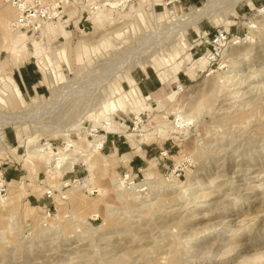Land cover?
Here are the masks:
<instances>
[{
  "label": "rangeland",
  "instance_id": "rangeland-1",
  "mask_svg": "<svg viewBox=\"0 0 264 264\" xmlns=\"http://www.w3.org/2000/svg\"><path fill=\"white\" fill-rule=\"evenodd\" d=\"M206 1L185 0L181 7L160 5V1L151 4L129 0L112 7L100 5L105 0H70L66 15L52 22L57 25L56 32L47 34L45 27L42 32L27 35L24 30L12 29L14 9L0 0V12L8 20L11 35L24 34L28 52L23 63L13 64L12 53L5 44L8 33L0 15V63L9 60V66L1 72L12 73L30 106L41 103L39 107L33 106L32 112L27 106L16 105L15 110L19 111L11 112L13 108L0 105V117L6 113H22L27 121L24 129L12 124L0 127L4 144L0 149V168L6 171L11 182L7 197H15L13 205H0V264H264V0H241L233 8L234 0H222L214 8L215 17L201 19L197 31L190 28L187 33H181L169 28ZM250 2L255 4L254 9ZM131 8H141L140 14L127 17ZM172 11L175 12L171 14ZM102 12L113 17L105 18L102 14L104 20L98 32L96 23ZM153 12L162 17L155 15L154 18ZM252 17L259 22L250 28ZM125 23L129 24L128 31L122 37ZM62 27L68 35L62 32ZM229 28L241 37L253 30L252 41H244L233 50V43L226 44L214 64L210 65L209 58L207 65L201 57L207 55L208 37L218 29ZM109 32L115 47L96 51L94 41ZM86 33L91 34L85 36ZM183 36H186V45L179 42ZM83 38L93 41L87 44L89 56L83 48ZM34 40L42 41L48 50L62 44L69 48L70 64L61 61L58 69L60 81H71L72 85L69 83L57 96L44 82V73L33 54ZM174 46L182 54L171 60ZM155 56L165 62L159 67L168 77L164 96L159 101L150 98L152 105L147 102L150 107L128 104L126 109L112 114L114 123L125 118L130 127L127 132L115 128L116 125L108 129L125 134L126 139L115 138L120 139L118 145L126 147L117 152V157H98L100 166L94 172L97 185L94 189L98 192L78 190L72 185L63 188L64 192L56 191L54 199L46 197V187L58 189L63 173L51 174V166L42 159L26 161L28 137L36 134L42 143L48 140L55 149H64L66 134L76 142L75 154L90 153L89 141L97 139L91 133L98 134L92 130L106 125L104 119L98 121L95 117L102 115L104 99L114 93V85L118 83L125 90L131 89L130 83L123 79L126 63L134 66L130 73L140 87L146 79L148 88L157 86L151 93L163 87L152 65L145 62V70L140 64ZM232 63L237 67H231ZM176 64L181 66L179 71ZM177 71L185 89L172 98L178 90L174 82ZM211 71L216 72L209 75ZM190 72L195 78H191ZM219 73L230 78H221ZM187 86H192V90L187 91ZM142 91L145 95L151 94L145 87ZM37 96L42 102L33 101ZM181 110L192 125L182 140L173 137L176 139L173 143L166 139L175 135L171 119ZM136 112L144 114V123L148 115L149 119L158 120V130L134 129ZM25 125L28 126L25 128ZM84 131L88 133L86 140L80 138ZM163 148L173 157L166 158L161 165L157 159L147 161ZM115 151L111 141L102 150L107 155ZM126 152L144 161L141 171L135 172L138 175L134 172L133 176L129 175V182L134 177L138 185L147 177L162 178L166 182L177 179L179 171L171 173L173 163L183 162L180 166L184 169L183 175L177 181L184 184L192 174L191 177L197 178L192 181L196 182L193 187H197L183 198H180V189L164 192L141 189L137 200L125 203L118 197L113 181L126 179L125 173L131 172L123 157ZM89 174L87 165H77L65 178ZM108 205L116 207V216H109ZM13 214L19 224L15 230L10 227ZM73 215H80L95 226L103 224V230L80 232L74 229ZM46 216L53 225L47 233L42 232V228H47L42 223Z\"/></svg>",
  "mask_w": 264,
  "mask_h": 264
},
{
  "label": "bare ground",
  "instance_id": "bare-ground-1",
  "mask_svg": "<svg viewBox=\"0 0 264 264\" xmlns=\"http://www.w3.org/2000/svg\"><path fill=\"white\" fill-rule=\"evenodd\" d=\"M105 1L106 2L101 4V5H110L112 7H116L117 5L122 4L123 2L125 3L128 0H105ZM141 1L152 4V2H155L158 0H141ZM220 1H222V0H207L203 6L196 8V9H192L191 12L184 14L182 17L179 15L181 17L178 20L179 22H175L171 27H169V26L168 27L170 29L174 28L176 30H180L181 33H187L188 29H190V28L197 31L198 30L197 23L199 21H201V19H203V18H209L210 19V18L215 17V14L213 11L216 10V9H214L215 6L222 3ZM238 1H241V0H234L233 1L232 8L236 5V3ZM250 4H251L252 8L254 9L255 4L253 2H250ZM140 9L141 8H138V9L131 8L126 16L130 18L136 14L138 15V14H140ZM263 9H264V7H263ZM174 12L172 11L171 14ZM234 13L236 14L237 12L235 11ZM14 14L16 15L15 10H14ZM151 14L154 15V18H155V15L159 16V17L162 15V14H159L157 12H153ZM0 15L3 17L4 28H5L6 33H8L5 36V40H7V43L5 41V44L10 49V51L12 53L13 64L18 66L19 64L23 63V58L28 53L27 52V45H26V41H27L26 39L27 38L24 34H20V33L14 35V36L11 35V31H10L11 28L8 26V20H6V17H4L3 12H0ZM101 16H102V13L99 14V19L97 20V23H96V31H98V32L101 31L100 30V28L102 26L101 24H102V21L104 20L103 18H101ZM255 19H256L255 17L251 18V25H249L250 28L256 26L255 23L259 22L258 20H255ZM127 20H128V18H127ZM128 25H129L128 23H125V25L122 26V30H123V33H121L122 37H126L127 31H128V29H126V27ZM133 28H134V30H137V26H133ZM56 31H57V29L55 27L49 26L47 29V34H51V33L53 34ZM252 31L253 30L250 29L249 34L246 37L239 36V37L235 38L236 39L235 42L233 44H231L232 45L231 50L237 49L238 45L244 43V41L245 42L252 41L253 34L250 35V33H253ZM64 33L68 35L67 32L64 31ZM110 33L111 32L106 33L103 36H101V38L94 41L97 44L96 51L108 50V49L115 47L116 44L113 43L112 39H109ZM178 33H180V32H178ZM90 34L91 33H86L84 35L87 36ZM115 38L117 40H119L117 37H115ZM185 40H186V36H183L182 38L179 39V42H182L184 45H186ZM82 41L84 43L83 48L86 50V55L89 56L91 54V51H90L89 46L87 44L90 42H93V41L90 39H87V38H83ZM33 46H34V53L33 54L38 58V63L40 64V68L44 73V82L46 84H48V86L50 87L52 92H54L56 95L57 92L63 90L64 88H67V86H69V83L71 82V81H68L65 83L61 82L60 78H59L60 73H59V69H58L61 61H65L68 64H70L69 55H68V49L69 48L62 44V45L56 46L55 48L51 47V49L48 50L47 47L43 44V42L38 41V40L33 41ZM175 47L176 46H174V48H173L175 50V53L170 54L171 60L177 59V57L180 53V52H178V50ZM52 50L55 53H53ZM102 53H103V51H102ZM180 54H182V53H180ZM244 55H245V53H244ZM201 58L204 59L208 65L209 57H207V55H204ZM125 59H126V57H125ZM162 61H160L159 58L157 56H155L154 59H152L151 57L148 59L146 58L140 64H142L143 68H145L146 67L145 62H148V64L152 65V67L158 72L161 80L163 82H165L168 78L167 74L162 68H159L162 66V64L165 63L164 61L163 62ZM134 62H136V61H134ZM236 65L232 63L231 67H237ZM8 66H9V60L1 61V63H0V105L1 106L4 105L5 107L13 108L14 110H11V112L19 111L17 109L15 110L16 105H19L20 107L27 106V108L32 112V110H31V109H33L32 107L33 106L39 107L41 103L40 104L36 103L35 105H32V106H30V104H28L27 100L24 97V94L22 93V91H21L17 81L15 80L14 76L12 75V73L7 72V71L1 72L4 68L6 69V67H8ZM120 66H122V65H120ZM133 67L134 66L132 64L126 63V66L123 68V70L125 72L124 77L128 78L130 80V83L132 84L131 89L125 90L120 83L114 85V93H111V95L109 94V96L104 99V102L102 105V108H103L102 115H97V114L95 115V117L97 118L98 121H100L101 118L104 119V121H106L105 122L106 125L104 126V128L105 129L107 128L106 129L107 132H109L108 129H112L114 125H116L115 128H120L121 131H124V132L128 131V124H125L121 121H119V123L116 124L111 120L112 114H114L115 112H117L119 110L122 111V109L123 110L126 109L128 104H133L136 106L139 105V106H144V107H150L145 100V97H144L145 95L143 96L140 88L138 87L139 85L137 86L135 84V81L133 79L129 78L130 69ZM176 67H177V70L179 71L181 66H179V64H176ZM221 67H222V64H221ZM189 68H192V67H189ZM193 72H190V74L192 77H195ZM215 72L216 71H211L209 75L214 74ZM78 75H80V74H78ZM111 75H113V73ZM217 75H219V77H221V78L222 77L225 78L226 80H228L230 78V75H226L224 73H219ZM174 82L178 85V90L173 92V94L171 95L172 98H175V95L180 93L179 91L185 89L184 88L185 86L181 82H179L177 80V78L174 79ZM64 84H65V86H64ZM186 90L191 91L192 86H187ZM63 99H65V98H63ZM169 99H170V96H169ZM33 101L42 102V101H40V96L34 97ZM51 103H52V101H50L49 104H51ZM55 103H56V101H55ZM44 104H46V103H44ZM45 107H47V106H45ZM23 111L24 110H22V112ZM20 112H21V110H20ZM21 114L22 113H17V114L6 113V115H4V117H0V127L12 124V125H16L17 127H22L24 129L23 124H24L26 118L23 117V115L25 116V114H23V115H21ZM136 115L139 116L140 112H136ZM179 115L187 116L183 110L179 111ZM155 121L157 122V126L153 129L148 128V126H146V125H144L143 127H141L140 125H137L136 127L138 129H140L141 131L144 130L145 132H146V130L157 131L158 127L160 125V122L158 120H155ZM30 124H31V122H30ZM27 126L28 125H25V128ZM96 130H98V129H95L92 131H96ZM81 132H83V131H81ZM18 133L21 134V130H19ZM81 134H82V136H80V138L86 140L88 133L86 131H84V134L83 133H81ZM145 134L146 133H143V136H145ZM64 135L68 139L67 142H65V144H67V146L65 145L66 148H64V149H59V148L55 149L52 146L51 142L50 143L49 142L42 143L39 135L35 134V136L28 137L27 142H26V151H27L26 161L31 163L37 159H42L46 164H49L51 166L50 167L51 168L50 173L54 174V175L55 174L56 175L62 174L68 170L72 171L75 167V164H77V162L84 163L85 165H87V169L89 170L90 174L85 177V184H73V185H74V188L78 189V190L83 189V188H87L89 191H93V189L97 187V185L95 183L96 181L94 178V172H95V169L99 168V166H100L99 161H98V157L101 156L104 159L109 158V156H106V155L101 153V147L103 145V137L104 136L99 134V133L98 134L91 133V135H93L94 137L97 138L96 140L89 141L91 152L85 153L84 151H79L78 154H75L73 152L76 149L75 140L68 138V136H66V134H64ZM2 148H4V144L0 138V149H2ZM46 154H48V156H46L44 158V156ZM53 169H54V171H53ZM191 173H193V172H191ZM129 175L130 174H128V176L125 177L126 179L119 178V179H117V180L115 179L113 181L114 182V188L117 189L118 197L122 201H124L125 203H127L128 200H130V199L137 200L139 195H140L141 189H144V190L150 189V190H153L154 192L159 191V190L161 192H164L165 190H170V191L172 190L173 191L175 189H180V191H179L180 198H183L184 195H186V194L189 195V193H191L190 191L197 187V186L193 187V185L196 182L195 181H194L195 183L192 182L195 179V178L191 177L192 174L190 175V178L188 179L187 182L184 181L186 183L183 182L184 184H181L182 181L181 182L177 181L178 178L177 179L173 178L172 179L173 181L171 179H169V181L166 182L162 178L161 179H158V178L152 179V178L147 177V178H145V181L143 183H141L140 185L136 184V182L134 180H131V182H129L130 181V180H128L130 178ZM131 175L133 176L134 173H131ZM195 176H198V174H196ZM8 184L10 186L9 180H8ZM62 186H63V183L58 184L59 190L53 186L46 187L45 190L51 188V189H56L59 192H64ZM8 194H9V192H8ZM8 194L0 195V205L1 206L13 205V203L15 202V200H14L15 197H13V196L7 197ZM55 194L56 193H54V195ZM184 198L189 199L188 197H184ZM144 206H146V205H144ZM115 209H116L115 206L108 205L109 216L114 217L117 215V211H115ZM48 217L49 216H46L42 220V223L45 225V227H47V228H42V232H45V233L49 232L51 230V228L53 227V225H50L52 223V221ZM72 218H73L72 221L74 222V225H75L74 229H79L80 232L83 229H85V232H88V234H89V232H97V231L103 230V224H101L99 226H95L91 222L84 220V218H82L80 215L79 216L73 215ZM50 221H51V223H50ZM81 222L82 223L84 222L85 226H83V224ZM18 226H19L18 221H16L15 214H13V217L11 218V222H10V227L12 230H15L16 228H18ZM49 226H50V228H49ZM82 232H84V231H82ZM82 234H84V233H82ZM92 234H94V233H92Z\"/></svg>",
  "mask_w": 264,
  "mask_h": 264
},
{
  "label": "built area",
  "instance_id": "built-area-1",
  "mask_svg": "<svg viewBox=\"0 0 264 264\" xmlns=\"http://www.w3.org/2000/svg\"><path fill=\"white\" fill-rule=\"evenodd\" d=\"M158 1H160V3L158 2V4L160 5L161 4H165L168 6L180 5L182 7V3L185 0H158ZM3 2L11 6L16 11V15L11 21L12 29L19 31L24 30L27 34V33L42 32V30L48 23L58 21L59 19L64 17L66 15L67 4H69L70 0H3ZM122 4H124V2ZM182 9H184V7ZM239 36H240L239 34L231 32L230 28L228 30L218 29L212 36H209L207 41L206 54L210 58V65L214 64L215 58L220 54V52L225 47V45L228 43H234L236 40L235 38ZM22 83L25 85L23 79H22ZM143 116H144L143 113H141L139 116L135 115V119L133 120L135 126L134 129H136L137 125L140 126L147 125L149 128L152 129L157 126V122L151 118L149 119V115L147 116L148 119L146 120V123H144L145 119ZM122 122L128 124L127 119L125 118H122ZM191 125H192L191 119L188 116H181L179 114L175 115L171 119L172 133H174L175 135L170 138H167L166 140H171L173 143H175L176 140V139L174 140L173 137L182 140L187 130L191 128ZM129 127L130 125L128 124V128ZM97 133L104 136L101 150L105 149L109 141H111V143L114 145L115 144L114 140L116 136L118 138H120L121 136L125 137V139L127 138L125 134H122L120 132H107L105 128L98 129ZM44 142H48V140H45ZM159 155L162 161L165 160L166 158L173 157L169 153V150L164 148L160 150ZM183 164H184L183 162L179 164L173 163V169H171V173L179 171L176 175L179 179L183 175L184 169L182 167L180 168V166H182ZM77 165L85 166L82 163L81 164L77 163L75 164V167L72 171L64 172L61 181V183H63L62 186L63 188H68L73 184H85V177L75 176V177L65 178V175L68 172L75 171ZM131 173L132 171L130 173H125V177H127L128 174L131 175ZM135 175H138V173H135ZM48 187H50V185ZM9 189L10 186L8 184V177L6 171L3 168H0V195L8 194ZM84 189L86 191H89L87 188ZM56 191L58 190L49 188L45 191L44 194L46 197L54 199V193H56ZM90 192L94 193L98 191L94 189L93 191Z\"/></svg>",
  "mask_w": 264,
  "mask_h": 264
},
{
  "label": "crops",
  "instance_id": "crops-1",
  "mask_svg": "<svg viewBox=\"0 0 264 264\" xmlns=\"http://www.w3.org/2000/svg\"><path fill=\"white\" fill-rule=\"evenodd\" d=\"M101 5V4H100ZM251 6V5H250ZM102 14H103V16L106 18V17H110V18H112L113 16L112 15H109V14H107V13H105V12H102ZM57 27V25L55 26L53 23L52 24H48L47 26H46V28L48 29V27ZM47 29L45 30V31H47ZM64 31L65 32H67L66 30H64V28L62 27V32L64 33ZM68 33V32H67ZM65 34V33H64ZM146 68L147 67H145V68H143V69H145L146 70ZM158 73V72H157ZM159 75V74H158ZM160 77V76H159ZM129 78H131V79H133L134 81H135V84L136 85H138L137 84V81L134 79V77L131 75V73H129ZM136 79H138V80H140V77H135ZM175 78H177V80L179 81V82H181L180 80H179V72L177 73V75H176V77ZM174 78V79H175ZM191 78H193V77H191ZM195 78V77H194ZM124 80H127L129 83H130V80L128 79V78H126V77H124L123 78ZM149 79V78H148ZM161 79V78H160ZM168 79V78H167ZM147 80V79H146ZM146 80H144L141 84V87H142V89H144V87L147 89V91H149L150 93L153 91V89H155L156 87L155 86H149V88H148V86L145 84V81ZM25 82V81H24ZM166 82V81H165ZM165 82H163L162 81V83H163V87L161 88V89H159L158 91H156V92H153V93H151V94H149V95H145L144 93H143V91H142V89H141V87L140 86H138L139 88H140V90H141V92H142V94H143V96L145 97V100H146V102H149L148 100L150 99V98H152V97H155L158 101L160 100V99H162V97L164 96V94H163V90H164V83ZM182 83V82H181ZM121 85H122V87L124 88V86H123V84L121 83ZM132 84L130 83V86H131ZM21 88V87H20ZM125 89V88H124ZM147 97V98H146ZM150 103V102H149ZM151 104V103H150ZM152 105V104H151ZM118 140H120V139H116L115 138V144H114V148L117 150V151H115V152H113L112 154H110V155H107V154H105V153H103L102 152V150H101V153L102 154H104V155H106V156H109V157H117V152L119 153V151H120V149L122 148V147H124V146H122L121 144H117V141ZM120 143V142H119ZM133 146V145H132ZM126 147V146H125ZM124 147V148H125ZM134 148V147H133ZM160 148H162V147H160ZM140 150L138 149L137 150V152L138 153H142L141 151H142V148H141V151L139 152ZM146 152H147V150H146ZM159 152H160V150H159ZM159 152H158V154H156L155 156H151V158H149L147 161L150 163V160H156L157 159V161H158V164H162V160H161V158H160V155H159ZM131 152H126L124 155H123V157H126V159H125V163H128L129 164V166H131V168H129L128 170L129 171H132V172H137V171H141V169H142V165L144 164V161H141V160H139V159H136V156L137 155H132V157H131ZM143 158V160H146L144 157H142ZM129 159V160H128ZM164 161V160H163ZM10 181V180H9ZM12 182H14V180H12ZM11 183V182H10Z\"/></svg>",
  "mask_w": 264,
  "mask_h": 264
}]
</instances>
